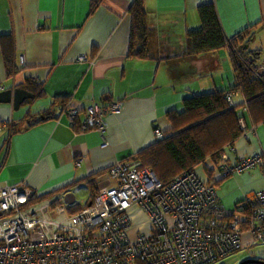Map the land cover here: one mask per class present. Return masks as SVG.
Listing matches in <instances>:
<instances>
[{
	"label": "crops",
	"instance_id": "crops-1",
	"mask_svg": "<svg viewBox=\"0 0 264 264\" xmlns=\"http://www.w3.org/2000/svg\"><path fill=\"white\" fill-rule=\"evenodd\" d=\"M133 1L0 0V85L35 94L18 109L0 103V186L20 183L38 194L54 192L61 201L91 203L89 180L98 190L113 182L109 169L117 161L139 163L136 154L156 141L155 128L172 127L167 109L180 108L192 93L227 89L231 83L227 49L192 59L183 56L186 31L201 25L199 6L214 2L228 36L264 18V0H145L148 23L157 30L154 52L159 57L145 59L128 55ZM253 32L249 45L261 49L264 64V22ZM10 45L11 74L4 56ZM82 55L85 60L79 59ZM183 61H189L184 68ZM234 100L241 103L242 94L236 92ZM63 101L66 107L82 109L75 125L61 116ZM119 101L120 112L105 113L103 133L82 130L87 107ZM43 112L51 118L45 119ZM245 132L225 147L227 163L264 152V125L248 119ZM221 164L208 159L206 167L214 182H220L217 191L227 211L264 189V167L223 178ZM206 167L195 170L208 177ZM81 190L89 195L84 202L77 200ZM134 222H146L143 211H134ZM245 239L250 243L249 234Z\"/></svg>",
	"mask_w": 264,
	"mask_h": 264
},
{
	"label": "built area",
	"instance_id": "built-area-1",
	"mask_svg": "<svg viewBox=\"0 0 264 264\" xmlns=\"http://www.w3.org/2000/svg\"><path fill=\"white\" fill-rule=\"evenodd\" d=\"M226 95L233 104L234 93ZM81 110L70 106L61 116L75 125ZM120 110L121 101L87 107L81 128L103 133L105 113ZM240 123L246 130L244 119ZM154 132L157 139L165 136L161 127ZM139 163L117 161L109 169L113 182L101 185L92 202L74 212L75 201L33 202L35 191L24 184L0 186V264H210L242 247L244 218L255 240L264 242V189L242 200L239 210L227 211L217 185L195 169L164 182ZM258 166L264 167V152L225 163L221 172L227 176ZM136 209L144 212L146 228L134 222ZM226 212L231 221L222 218Z\"/></svg>",
	"mask_w": 264,
	"mask_h": 264
},
{
	"label": "trees",
	"instance_id": "trees-1",
	"mask_svg": "<svg viewBox=\"0 0 264 264\" xmlns=\"http://www.w3.org/2000/svg\"><path fill=\"white\" fill-rule=\"evenodd\" d=\"M144 1L134 0L129 9L131 24L128 55L145 59H159L154 52L157 30L156 27L148 23ZM198 11L201 25L186 31L187 47L183 56L186 55V58L192 59L202 54L219 53L227 49L233 67V79L227 89L192 93L182 100L180 108L170 107L167 109L172 127L165 131L163 138L156 139L153 144L137 152L135 159L140 160V166L152 167L164 182H168L183 171L206 166L208 159L216 165L222 163V166L227 163L224 158L225 147L233 145L245 132L240 119H244L245 124L248 119H253L256 124L264 125V64L259 59L262 51L260 48H251L249 45L254 35L253 29L264 22V18L259 21L260 23L248 26L233 36H228L221 24L214 2L200 5ZM4 56L11 74L13 69L12 45L4 50ZM168 60H172V58ZM41 89L39 83L38 90ZM228 92L241 93L243 101L238 103L234 100V103L230 104L226 95ZM60 105L63 110L67 108L65 101L60 102ZM43 115H46L45 119L51 118L47 112H43ZM30 118L31 115L26 118L27 121ZM37 122H41V120ZM208 175H212L210 169H208ZM89 183L92 185L93 191L91 198H94L98 192L97 185L92 180H89ZM215 184L219 185L220 182H215ZM53 193L37 195L35 192L32 195V201L51 198L54 204L62 202L58 196H53ZM238 205L239 203L235 206L236 210H239ZM82 207L81 204L74 203L70 209L74 212ZM231 214L226 212L222 218L231 221ZM243 214H249L248 207L244 208ZM246 224L247 218H244L242 221L243 233L250 232ZM254 242L261 241L255 240ZM257 258L263 259V262L248 264H264V255Z\"/></svg>",
	"mask_w": 264,
	"mask_h": 264
},
{
	"label": "rangeland",
	"instance_id": "rangeland-1",
	"mask_svg": "<svg viewBox=\"0 0 264 264\" xmlns=\"http://www.w3.org/2000/svg\"><path fill=\"white\" fill-rule=\"evenodd\" d=\"M200 22H201V19H200ZM206 91H209V90H206ZM206 91H201V92H206ZM85 116H86V113H85ZM244 133H246V132H244ZM202 167L203 166H201V168ZM206 170H208V169H206ZM228 176L229 175H227V176L222 175L223 178L228 177ZM207 178L214 182V180L212 179V175L211 176L208 175ZM88 196L89 195H88L87 190H85V191L81 190V191L77 192V198H78L77 200L79 202H84L88 198ZM67 201H65V202H67ZM51 210L53 211L54 209H51ZM245 233L250 235V243H247V241L245 239ZM254 241H255V237H254L253 233L244 232L242 235L243 247L241 249L233 252V253L228 254L225 257L218 259L217 261L213 262L212 264H240L241 262H243L247 259L257 258L260 255H264V242H256L255 243Z\"/></svg>",
	"mask_w": 264,
	"mask_h": 264
},
{
	"label": "water",
	"instance_id": "water-1",
	"mask_svg": "<svg viewBox=\"0 0 264 264\" xmlns=\"http://www.w3.org/2000/svg\"><path fill=\"white\" fill-rule=\"evenodd\" d=\"M182 68L186 67L189 64V61H183L180 63ZM34 92L29 91L26 88L22 87H10L8 89L0 91V103H12L13 106L18 109L26 99H30L34 97ZM263 262V259L252 258L247 259L240 264H248V263H258Z\"/></svg>",
	"mask_w": 264,
	"mask_h": 264
},
{
	"label": "flooded vegetation",
	"instance_id": "flooded-vegetation-1",
	"mask_svg": "<svg viewBox=\"0 0 264 264\" xmlns=\"http://www.w3.org/2000/svg\"><path fill=\"white\" fill-rule=\"evenodd\" d=\"M48 199H51V198H48Z\"/></svg>",
	"mask_w": 264,
	"mask_h": 264
}]
</instances>
